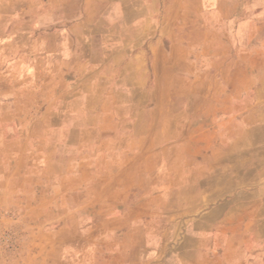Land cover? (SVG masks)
<instances>
[{"label":"crops","instance_id":"crops-1","mask_svg":"<svg viewBox=\"0 0 264 264\" xmlns=\"http://www.w3.org/2000/svg\"><path fill=\"white\" fill-rule=\"evenodd\" d=\"M29 1L0 0V264H264V47L202 118L102 0Z\"/></svg>","mask_w":264,"mask_h":264},{"label":"rangeland","instance_id":"rangeland-1","mask_svg":"<svg viewBox=\"0 0 264 264\" xmlns=\"http://www.w3.org/2000/svg\"><path fill=\"white\" fill-rule=\"evenodd\" d=\"M102 3V11L95 15L110 22L115 44L135 40V50L140 47L145 51L149 61L146 86L182 87L181 92L171 93L168 99L182 101L186 112L191 110L190 101L196 102L197 110L190 115L222 116L221 106L210 108V95L215 93L217 98L223 94L222 87H238L239 57L264 47L258 43V38L264 37V0H102ZM105 5H109L107 9ZM148 24L150 38L145 37L142 42L138 31ZM247 72L242 82L249 86L254 71ZM209 108L214 109L213 114H209ZM202 120L206 125L211 123L210 118Z\"/></svg>","mask_w":264,"mask_h":264}]
</instances>
